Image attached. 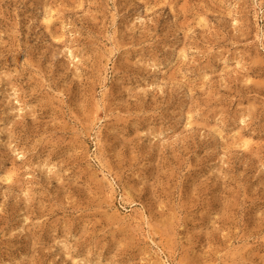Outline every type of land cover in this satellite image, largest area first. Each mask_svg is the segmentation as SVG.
I'll return each instance as SVG.
<instances>
[{
	"label": "rangeland",
	"instance_id": "1",
	"mask_svg": "<svg viewBox=\"0 0 264 264\" xmlns=\"http://www.w3.org/2000/svg\"><path fill=\"white\" fill-rule=\"evenodd\" d=\"M0 264H264V0H0Z\"/></svg>",
	"mask_w": 264,
	"mask_h": 264
},
{
	"label": "bare ground",
	"instance_id": "2",
	"mask_svg": "<svg viewBox=\"0 0 264 264\" xmlns=\"http://www.w3.org/2000/svg\"><path fill=\"white\" fill-rule=\"evenodd\" d=\"M49 16H51V15H49ZM45 20H47L50 23L51 17H47ZM96 142H97L96 145L98 146V148H100V144H101L100 132H98V137L96 139ZM100 164H101V166H103L102 161L100 162ZM111 187H113L112 183H111ZM112 195H114V189L112 190ZM126 197H127V194H124V198H126ZM126 200H128V199H126Z\"/></svg>",
	"mask_w": 264,
	"mask_h": 264
}]
</instances>
